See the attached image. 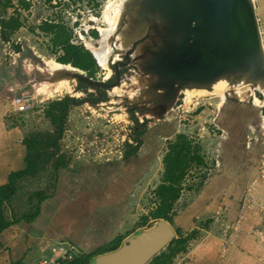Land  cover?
I'll return each mask as SVG.
<instances>
[{"label":"rangeland","instance_id":"rangeland-1","mask_svg":"<svg viewBox=\"0 0 264 264\" xmlns=\"http://www.w3.org/2000/svg\"><path fill=\"white\" fill-rule=\"evenodd\" d=\"M108 1L110 0H0V106L4 111V120L1 118L4 126L0 124V132L2 129H16L19 134L12 137L16 141L22 139L24 144L32 138L31 141L39 144L31 153V158L36 162L35 171L31 176L18 181L16 194L4 205L5 215L10 219L27 222L24 217L35 213L38 200L52 195L56 189L59 178H56L55 168L59 166V174L64 172L67 176L88 177L91 182L88 184L90 192H95L97 188L103 189L108 193L106 198H110L112 205H118L119 208L122 207L116 197L120 195L121 198V195L127 194L126 182H131V186L133 183L131 189L134 192H129L131 201H125V204H130V215L122 220L127 224L123 232L128 234L148 229L154 222L164 220L154 218L162 205L155 196V190L162 182V160L169 142L174 141L176 135L185 134L194 145L200 146V156L204 160L203 165L190 164L186 168L183 189L171 212L178 215L198 198L205 178L223 171L224 165L221 163L227 158L231 132H234V142L241 147H246L248 142H256V150L248 148L251 163L249 170L253 175L249 180L240 179L238 185L247 187L242 205L250 210H258L262 203L260 207L264 209V192L261 189L264 187V143L261 141L258 144L259 141L249 140L246 136L250 130V133L258 134L264 139V88L257 89L258 78L249 76L244 80L243 75H229L224 102L218 95H205L196 96L187 103V86L179 91L170 108L154 102L156 99L151 84L155 77L144 73L139 64L148 56H144L145 48L156 45L155 29L149 18L144 21L145 28L140 27V19L138 15H132L133 11H128L122 17L120 26H117L110 39L114 51L108 61V68L98 67L97 73L91 77L106 82L115 81L114 57L118 55L119 61L127 63L120 67V83L114 87L119 88V93L112 96L114 88L97 91L70 75L62 76L48 71L47 63L57 62L61 51L54 46L56 33L43 31L45 24L64 27L71 44L82 45L91 52L87 42L91 39L98 41L101 38L100 27H107L102 18ZM254 6L264 52V0H255ZM137 8V12L141 10L140 6ZM96 18H101V21H95ZM15 20L20 26L14 31ZM130 20L132 28L128 33L124 32ZM2 33L6 38H2ZM120 34H126L127 38L122 43L124 49L116 50V46L121 44L118 39ZM139 38L143 39L134 48V42ZM128 51L131 55L129 62L125 60ZM61 79L66 80L70 90L64 89L49 96L48 93L53 91ZM16 97L27 99L32 109L26 113L16 111L12 102ZM99 97V103L93 104L92 101ZM66 98L80 100L82 104L69 107L64 133L54 146L57 124L47 116V112L53 102ZM131 111L140 124H145L140 128L145 133L141 137L143 145L137 156L126 160V154L131 147L136 146L135 121ZM219 159H223L221 163ZM97 171L106 174L104 188L100 186L102 183L96 184L95 179H89ZM115 177L121 178L118 179L123 183L121 187L115 184ZM116 192L119 193L117 196ZM84 196L86 199V192L80 191L78 200ZM76 206L80 207V202H76ZM214 219L206 217L201 223L197 222L199 230L195 228L186 233L181 232V236L177 234L165 253L166 256L156 264H190L186 256L192 243L202 237L201 231L208 229ZM110 222L115 227L112 229L104 226L108 231L103 233L106 237L100 235L101 243H110L120 234L116 232L120 219L112 218ZM263 223L264 220L260 225ZM102 224L106 225L105 222ZM173 224L175 225V221ZM259 229L264 230V224ZM184 237L191 239L182 251L183 245L177 241ZM97 240L99 238L95 239ZM78 251L79 248L77 255ZM172 251L174 252L171 253ZM50 259L52 257L43 258L40 264Z\"/></svg>","mask_w":264,"mask_h":264},{"label":"crops","instance_id":"crops-1","mask_svg":"<svg viewBox=\"0 0 264 264\" xmlns=\"http://www.w3.org/2000/svg\"><path fill=\"white\" fill-rule=\"evenodd\" d=\"M3 115L4 111L0 106V124L4 126L1 120H4ZM249 131L246 134L249 140L259 141L258 144L261 141L264 143L262 136ZM0 133L2 186L8 183L12 172L26 169L27 149L23 144L24 140L16 141L12 138L19 134L16 129H2ZM233 133L231 132L228 140L227 158L219 159L220 163L223 160V171L208 176L198 198L174 219L173 225L177 231L186 233L195 228L199 230L196 224L201 223L204 218H215L208 229L201 231L202 237L192 243L186 256L190 264H264V230L259 229L264 224L260 225L264 220V209H261L262 203L259 204L258 210H250L242 205L247 187L238 185L240 179L249 180L253 175L249 170L251 163L248 148L255 149L256 142H248L246 147H241L234 142ZM220 146L221 144L219 148ZM87 178L85 175L67 176L66 173L60 172L56 189L51 197L40 205L38 217L28 223L22 220L0 233V264H40L43 258H51V248L62 242L69 243L77 250L79 248L83 253H92L102 245L108 244L107 241L101 243L100 235L103 237L106 235L103 233L108 231L104 226H110L112 229L115 227L110 222L112 218L120 219L119 229L116 231L120 234L116 238L122 237L124 241L134 234L124 233L127 224L122 222L130 215V204H125V201H131L129 192H134L131 189L133 183L131 186V182H126L128 192L121 195V198L120 195L117 196L118 192L115 193L122 207L119 208L118 205H112L110 198H106L108 193L103 189L97 188L95 192H90L88 184L91 182ZM89 179H95L96 184L102 183L100 186L103 188L107 181L106 174L101 171L95 172ZM118 179L121 180L116 178L114 182L121 187L123 183ZM261 189L264 192V187ZM79 190L86 192V199L84 196L78 200ZM76 202H80L81 206H76ZM216 214L220 217H215ZM104 222L106 225L102 224ZM98 238L99 240L95 241Z\"/></svg>","mask_w":264,"mask_h":264},{"label":"water","instance_id":"water-1","mask_svg":"<svg viewBox=\"0 0 264 264\" xmlns=\"http://www.w3.org/2000/svg\"><path fill=\"white\" fill-rule=\"evenodd\" d=\"M136 6L144 10L138 11L139 26L149 18L155 27L156 45L145 48L144 56H148L139 64L144 73L155 77L151 84L154 102L170 108L182 88L207 87L222 76L248 74L264 80L260 29L250 0H136L132 9ZM142 39L135 40L134 48ZM130 59L128 51L125 60ZM126 65L123 60L114 63V82L95 80L77 68L79 73L70 76L94 89L108 90L119 85L120 67ZM177 234L176 226L168 221H156L129 236L118 249L94 257L90 264H153Z\"/></svg>","mask_w":264,"mask_h":264},{"label":"trees","instance_id":"trees-1","mask_svg":"<svg viewBox=\"0 0 264 264\" xmlns=\"http://www.w3.org/2000/svg\"><path fill=\"white\" fill-rule=\"evenodd\" d=\"M19 26V22L15 20L13 30L15 31L19 29ZM43 31L56 33L55 38L53 39L54 46L59 48V50L61 51V56L57 58V62L64 65H71L74 68L80 69L88 73L89 77H93L97 73L98 67L100 66L98 65L93 54L82 45L71 44L69 41V37L64 30V27L53 24H45V27H43ZM2 38H6L4 33H2ZM100 98L101 97H99L98 99H94L92 103H99ZM80 104H82V101L80 100H75L74 98H66L61 101H55L50 105V111L47 112V116L55 124H57V135L55 136V142L53 144L54 146L57 145V142L61 139V136L64 133V124L66 116L68 115L69 107L71 105ZM131 113L133 120L135 121L134 134L136 136V146L131 147L130 151L126 154V160H130L131 158L137 156L141 146L143 145L141 137L145 133V130L143 131L140 129L141 127H144L145 124H140L137 118L133 115V111H131ZM55 115L59 116L56 117ZM31 140L32 138H30L29 141H25L24 143L26 149H28V153L25 158V162L27 165L26 169L12 172L9 175L8 183L0 186V233L8 229L12 225H15L22 221V219H10L9 217H7L4 213V205H7L16 194L18 181L27 176H31L35 171L36 162L31 158V153L33 151V148L35 146H38L39 144L38 142ZM200 155V146L198 144L194 145V143L189 140L185 134H178L176 135L174 141L169 142L167 152L162 160L164 166L162 182L161 185L155 190V196L160 200V203L162 204L154 214L155 219H164L173 224V217L175 214H171L172 207L174 203L179 199L181 191L183 189L182 181L185 178L186 168L190 164H194L197 166L203 165L204 160ZM55 169L57 171L56 178H59V166H56ZM49 197H51V195L40 198L38 200V208L35 213L28 217H24V219L27 222H33L40 213V205ZM176 216L177 214L175 215V217ZM177 232L178 235L181 236V231L178 230ZM190 239L191 238L184 237L177 241V243H181L183 245L181 248L182 251L185 250V244ZM122 241L123 238L118 237L112 242L104 244L101 247L97 248V250L93 251L92 253H83L80 251L73 260L64 262V264H90L91 260L94 257L118 249L121 246ZM173 252L174 251H172L171 253ZM165 256L166 254H163L162 256L157 258L153 262V264H156L160 260V258Z\"/></svg>","mask_w":264,"mask_h":264},{"label":"bare ground","instance_id":"bare-ground-1","mask_svg":"<svg viewBox=\"0 0 264 264\" xmlns=\"http://www.w3.org/2000/svg\"><path fill=\"white\" fill-rule=\"evenodd\" d=\"M133 1L134 0H110L108 1L105 6L106 9L104 11V16L102 18V20H104V22L107 23L106 24L107 27L106 28L100 27L101 38L98 41L91 39L90 41L87 42L88 49H90L91 52L98 58L101 64V67L103 68H108V61L110 60L113 54V51H114V48L111 46L112 44L110 45V39L113 36L122 17L125 16L126 13L130 11L135 5V2ZM250 2L254 5L255 0H250ZM137 9H138L137 6L135 7V9H132L133 16L138 15ZM95 21L100 22L101 18L99 19L96 18ZM131 24H132V21L130 20L129 23L126 25L124 32L131 30L132 28ZM126 38H127L126 34H120L118 36V39L120 40L121 44L116 46V50L124 49L122 43L124 42ZM119 60H120L119 56L115 55L114 61L117 62ZM47 69L51 74H58L62 76L70 75L71 73H79V71L73 68L71 65H64V64H61L55 61H49L47 63ZM243 76H244L243 77L244 80H247L249 78V75L247 74H243ZM228 78H229L228 75L222 76L218 78L216 81H214L213 85H211L210 87L209 86L199 87V89H198V86L188 85L187 86L188 98H186L187 99L186 102L187 103L191 102V100L196 96L199 97V96H205V95H218L219 97H221L222 102H224L226 100L225 93L228 88V85H227ZM67 84L68 83L66 82V80L61 79V81L58 82L57 85L54 87L53 91H50L48 95L53 96L55 93L58 94V92L64 91V89L66 91H69L70 89L68 88L69 86ZM256 84H257V89L263 90L264 88L263 78H258L256 81ZM112 92L113 93L111 95L114 96V94L119 93V88H114ZM256 101H258V99H256Z\"/></svg>","mask_w":264,"mask_h":264},{"label":"built area","instance_id":"built-area-1","mask_svg":"<svg viewBox=\"0 0 264 264\" xmlns=\"http://www.w3.org/2000/svg\"><path fill=\"white\" fill-rule=\"evenodd\" d=\"M13 106L20 113H26L32 109L31 104L23 97H16L13 101ZM76 255L77 249L74 246L65 242L58 243L52 248V259L42 264H64V262L73 260ZM179 264L181 263L179 262Z\"/></svg>","mask_w":264,"mask_h":264},{"label":"flooded vegetation","instance_id":"flooded-vegetation-1","mask_svg":"<svg viewBox=\"0 0 264 264\" xmlns=\"http://www.w3.org/2000/svg\"><path fill=\"white\" fill-rule=\"evenodd\" d=\"M166 26V25H165ZM155 28V27H154ZM185 88V87H184ZM183 89V88H182Z\"/></svg>","mask_w":264,"mask_h":264}]
</instances>
